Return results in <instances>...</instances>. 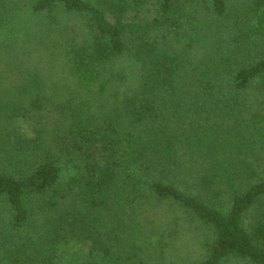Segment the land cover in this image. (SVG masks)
Here are the masks:
<instances>
[{
	"label": "trees",
	"instance_id": "1",
	"mask_svg": "<svg viewBox=\"0 0 264 264\" xmlns=\"http://www.w3.org/2000/svg\"><path fill=\"white\" fill-rule=\"evenodd\" d=\"M0 264H264V0H0Z\"/></svg>",
	"mask_w": 264,
	"mask_h": 264
},
{
	"label": "rangeland",
	"instance_id": "2",
	"mask_svg": "<svg viewBox=\"0 0 264 264\" xmlns=\"http://www.w3.org/2000/svg\"><path fill=\"white\" fill-rule=\"evenodd\" d=\"M20 1L22 3V0H20ZM75 26H76V23H75ZM78 30H79V28H78ZM174 241H175V244H176L175 247H177L181 252L183 251V246H184V251L190 252V254H189L190 255V257H189L190 259L196 258L195 256L198 257V254H199V251H200L199 244L197 243V241H194V242L191 243L192 240H190L189 233H187V235L181 234L179 237L177 236ZM174 250H176V248L173 249V253H171V254L175 255L177 252L174 253Z\"/></svg>",
	"mask_w": 264,
	"mask_h": 264
}]
</instances>
